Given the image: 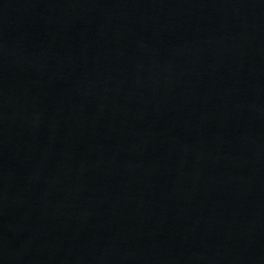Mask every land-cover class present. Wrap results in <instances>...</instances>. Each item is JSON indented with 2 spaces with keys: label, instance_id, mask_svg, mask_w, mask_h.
Listing matches in <instances>:
<instances>
[{
  "label": "water",
  "instance_id": "water-1",
  "mask_svg": "<svg viewBox=\"0 0 264 264\" xmlns=\"http://www.w3.org/2000/svg\"><path fill=\"white\" fill-rule=\"evenodd\" d=\"M0 264H264V0H0Z\"/></svg>",
  "mask_w": 264,
  "mask_h": 264
}]
</instances>
